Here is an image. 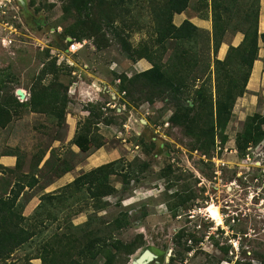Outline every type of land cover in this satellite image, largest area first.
<instances>
[{
	"label": "rangeland",
	"instance_id": "374dc122",
	"mask_svg": "<svg viewBox=\"0 0 264 264\" xmlns=\"http://www.w3.org/2000/svg\"><path fill=\"white\" fill-rule=\"evenodd\" d=\"M4 1L0 104L8 103L12 119L0 124V197L12 195L21 181L25 188L17 201L23 215L33 220L42 195L73 180L61 179L67 169L77 177L120 157L150 165L130 176L125 170L113 175L116 192L102 199L101 209L94 198L80 199L71 208L37 219L34 238L0 264H42L48 240L79 237L88 230L98 237L113 234L120 242L114 264H133L146 249L156 254L148 264H264V140L245 153L237 147L248 117L264 112V68L250 77L253 84L249 81L246 93L238 97L225 133L205 152L195 148L186 116L171 97H152L149 90L131 86L129 79L152 64L147 58L134 61L118 42L117 31L134 48L150 41L156 25L153 8L165 0H135L125 19L115 22L101 14L98 0ZM213 7V0H191L185 12L188 18L211 21L209 30L199 28L198 65L182 93L189 106H194L204 80L215 89ZM73 28L75 36L69 33ZM243 37L229 27L223 42L235 46ZM72 43L77 44L74 50ZM259 45L264 64V41ZM46 87L67 96L63 125L58 116L16 101H28L34 89ZM106 117L113 123H95ZM88 129L94 141L83 151L74 138ZM100 141L104 144L97 148ZM10 153L19 155V168L17 155H10L12 161ZM126 212L129 224L113 228V220ZM104 261L99 257L90 264Z\"/></svg>",
	"mask_w": 264,
	"mask_h": 264
},
{
	"label": "trees",
	"instance_id": "16d2710c",
	"mask_svg": "<svg viewBox=\"0 0 264 264\" xmlns=\"http://www.w3.org/2000/svg\"><path fill=\"white\" fill-rule=\"evenodd\" d=\"M98 1L103 5L101 14L112 18L113 22L116 19L120 21L125 19L131 11L130 5L135 2V0ZM190 2L191 0H165L154 7L155 33L152 39L140 48H134L121 32L117 31V38L122 50L131 54L134 61L147 58L152 64L150 68L135 73L129 79L131 86H139L141 92L149 90L152 97L161 94L171 97L180 113L186 116L189 123L186 128L196 139L195 148L208 152L215 144L217 136L225 133L238 97L247 91L254 62L259 58V40L264 41V32H259L260 0H213L215 89L209 80H204L196 89V97L193 98L195 107L189 106L182 93L198 65L200 33L199 27L190 19H185L178 25L174 22V16L187 10ZM229 27H233L234 33L242 32L244 37L239 45L229 46L224 59H219L217 54ZM76 29L73 28L69 33L75 36ZM169 50L171 52L166 62H163L164 54ZM16 101L21 106H30L33 111L58 116L62 125L65 122L68 99L66 95H61L59 90H53L52 87H46L43 91L34 89L28 101L20 102L17 98ZM89 111V115L94 112L93 109ZM11 119L12 112L8 103L0 104V124L6 126ZM96 122L113 123L107 117ZM89 131L90 129L78 133L74 138V143L83 151L89 150L94 141ZM225 139L226 135L222 141ZM237 139V147L242 153L251 145L261 143L264 140V112H256L249 116L244 131ZM103 144L104 142L100 141L96 147L100 148ZM149 165L147 161H128L120 157L84 171L57 191L42 195L41 202L32 216L33 220L23 215L24 208L17 201L25 188L21 181L17 182L19 188L14 189L12 195L0 197V261L11 256L18 247L34 238L37 234V219H42L45 215L53 216L56 210L71 208L80 199L87 201L94 198L97 201L96 209H101L102 199L116 192V188L111 184L113 175L125 170V174L130 176L144 171ZM19 167L20 158L17 155L16 168ZM68 170L70 169L65 172ZM29 184V187L34 185ZM184 199L185 202L189 200L188 197ZM81 209L75 213H80ZM128 224L129 215L126 212L113 220L112 227L120 229ZM108 238L98 237L95 230L83 232L79 237L69 234L55 237L48 240L42 248V264H90L99 257L105 258L102 264H114L116 258L114 249H120V242L114 239L113 234ZM234 264L252 263L237 260Z\"/></svg>",
	"mask_w": 264,
	"mask_h": 264
},
{
	"label": "crops",
	"instance_id": "0c3cea01",
	"mask_svg": "<svg viewBox=\"0 0 264 264\" xmlns=\"http://www.w3.org/2000/svg\"><path fill=\"white\" fill-rule=\"evenodd\" d=\"M186 12V10L183 12V13H181V14H176L175 16H174V22H176V17L177 16H182V18L180 19V20H178V22H176V24H181L185 19H190L192 22H194L199 28H203V26H204V28L206 27V29H208L209 30V28L211 27V21L209 20V19H203V18H200L198 15L196 16V19H191V18H188V16H187V14L185 13ZM259 17H260V20H259V32L260 33H262V32H264V30L261 32L260 30L261 29H264V0H260V14H259ZM261 17H262V20H261ZM202 21H205V23H204V25H202L201 24V22ZM241 33V32H240ZM235 46H237V45H235ZM228 49H229V46L225 43V42H223L222 44H221V46H220V48H219V51H218V53L220 52V58L219 59H224L225 58V56H226V54H227V51H228ZM259 53H260V51H259ZM262 56L260 55V58H258L255 62H254V67H253V70H252V73H251V75L252 76H250L251 77V79L253 78V76H255V75H258L259 74V72H261V70H263V68H264V64H263V62H262V58H261ZM262 64V65H261ZM250 81V80H249ZM249 83V82H248ZM253 83L250 81V85H252ZM10 156V155H9ZM13 156V155H12ZM12 156H10V159L9 160H12L13 161V157ZM73 173H72V171H71V169L70 170H68L65 174H64V176L61 178L62 180L64 179L65 181L66 180H69V181H71L72 179H74L75 178V176L74 175H72ZM60 179V180H61ZM58 181V183L60 182V184H65V183H63V181ZM61 186V185H60Z\"/></svg>",
	"mask_w": 264,
	"mask_h": 264
},
{
	"label": "water",
	"instance_id": "95a60500",
	"mask_svg": "<svg viewBox=\"0 0 264 264\" xmlns=\"http://www.w3.org/2000/svg\"><path fill=\"white\" fill-rule=\"evenodd\" d=\"M156 257V254L151 250L146 249L139 257L132 261L133 264H148Z\"/></svg>",
	"mask_w": 264,
	"mask_h": 264
},
{
	"label": "built area",
	"instance_id": "2783aa9c",
	"mask_svg": "<svg viewBox=\"0 0 264 264\" xmlns=\"http://www.w3.org/2000/svg\"><path fill=\"white\" fill-rule=\"evenodd\" d=\"M78 44H80V43H78ZM76 46H77V44L72 43L71 44V49L74 50V48H76Z\"/></svg>",
	"mask_w": 264,
	"mask_h": 264
},
{
	"label": "bare ground",
	"instance_id": "6f19581e",
	"mask_svg": "<svg viewBox=\"0 0 264 264\" xmlns=\"http://www.w3.org/2000/svg\"><path fill=\"white\" fill-rule=\"evenodd\" d=\"M2 2L4 3L5 1H4V0H2Z\"/></svg>",
	"mask_w": 264,
	"mask_h": 264
},
{
	"label": "flooded vegetation",
	"instance_id": "af4514ba",
	"mask_svg": "<svg viewBox=\"0 0 264 264\" xmlns=\"http://www.w3.org/2000/svg\"><path fill=\"white\" fill-rule=\"evenodd\" d=\"M153 252V251H152ZM154 253V252H153Z\"/></svg>",
	"mask_w": 264,
	"mask_h": 264
}]
</instances>
